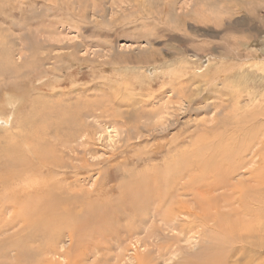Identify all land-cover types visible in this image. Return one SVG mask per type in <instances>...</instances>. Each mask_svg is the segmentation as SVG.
I'll return each instance as SVG.
<instances>
[{
	"label": "bare ground",
	"instance_id": "bare-ground-1",
	"mask_svg": "<svg viewBox=\"0 0 264 264\" xmlns=\"http://www.w3.org/2000/svg\"><path fill=\"white\" fill-rule=\"evenodd\" d=\"M166 9L156 11L159 19ZM162 25L168 29L170 24ZM156 62L152 56L151 63ZM32 65L17 68L0 51V264H85L93 252L101 254L94 264H108L111 251L126 252L135 234L144 237L132 244L131 261L119 256L116 264H164L174 252L183 256L169 264H228L229 257H235V264H264L257 255L264 252V102L250 95L243 109L237 99L232 101L227 118L203 130L209 144L199 135L191 151L181 137L167 147L149 146L159 127L151 120L164 112L145 110L153 99L120 95L113 88L106 101L69 102L59 91L60 97L51 99L57 92L50 84L49 101L43 102L25 81L42 74ZM165 77L160 76V90ZM65 84L60 81L57 87ZM106 127L118 133V151L106 162L89 163L86 156L97 151L102 140L96 135ZM143 143L149 149L133 153ZM96 169L99 179L92 190L85 189ZM105 172L108 178L102 180ZM204 228L211 231L205 245L179 251V235ZM64 236L69 247L60 251ZM231 241L239 248L225 252L223 242Z\"/></svg>",
	"mask_w": 264,
	"mask_h": 264
},
{
	"label": "rangeland",
	"instance_id": "rangeland-1",
	"mask_svg": "<svg viewBox=\"0 0 264 264\" xmlns=\"http://www.w3.org/2000/svg\"><path fill=\"white\" fill-rule=\"evenodd\" d=\"M20 1L0 0V51H6L10 63L17 68L24 70V66L33 64L31 69L38 66L42 71L25 80L34 88V97L49 101L46 93L53 84L57 93L51 99L57 100L59 91L69 96V102L106 101L113 88L121 90L120 95L153 99L145 110L164 112L151 120L159 127L150 137L156 142L149 141V146L157 143L167 147L181 137L187 144L185 149L191 151L199 135L200 140L207 139L204 129L227 118L232 101L237 99L243 109L250 105V95L264 102V0H55L51 4L55 11H49L48 0ZM161 6L167 9L159 19L156 11ZM149 13L150 17L145 15ZM163 23L170 24L168 29ZM152 56L156 65L151 63ZM162 74L166 77L160 90ZM60 81L66 84L57 87ZM174 89L180 91L173 92ZM27 104L25 100L24 107ZM253 106L249 110H256ZM117 110L130 111L126 107ZM260 119L264 121V116ZM88 122L97 126L92 119ZM225 126L218 132L222 133ZM106 128L96 135L102 142L94 147L97 151L86 156L89 163L106 162L118 151V133ZM147 148L143 143L133 153L142 155ZM107 178L105 172L102 180ZM98 179L96 169L85 181V189L92 190ZM115 181L118 180H114L116 184ZM17 230L18 227L7 231L4 237ZM210 235L206 228L188 233L185 240L179 235L183 239L179 251L194 252L205 245ZM143 237L144 234H135L130 238L123 254L119 249L112 250L108 264H116L119 256L131 261L132 244ZM231 242L234 244L223 242L225 252L239 248L240 244ZM68 247L69 240L64 236L58 249L64 251ZM13 254L10 252L9 257ZM257 255L264 257V252ZM182 256L177 252L170 255L172 260ZM98 258L101 254L93 252L85 264H94ZM61 260L57 262L62 263ZM235 262V257H229L228 264Z\"/></svg>",
	"mask_w": 264,
	"mask_h": 264
}]
</instances>
